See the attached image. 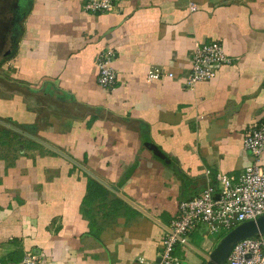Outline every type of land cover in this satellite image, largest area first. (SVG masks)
<instances>
[{"label":"crops","instance_id":"crops-1","mask_svg":"<svg viewBox=\"0 0 264 264\" xmlns=\"http://www.w3.org/2000/svg\"><path fill=\"white\" fill-rule=\"evenodd\" d=\"M1 2L0 259L156 264L180 201L253 162L243 135L264 121V0H116L100 13ZM213 40L231 63L186 86L196 43ZM107 47L113 89L98 82ZM212 236L197 228L176 254L206 264Z\"/></svg>","mask_w":264,"mask_h":264},{"label":"built area","instance_id":"built-area-1","mask_svg":"<svg viewBox=\"0 0 264 264\" xmlns=\"http://www.w3.org/2000/svg\"><path fill=\"white\" fill-rule=\"evenodd\" d=\"M115 5L116 0H84L83 10L88 13L110 12ZM191 8L194 9L195 5L191 4ZM114 56V50L107 47L96 57L98 82L105 89H113L117 83L118 74L112 65ZM231 60L219 40L196 43L192 51L191 69L185 77L186 86L193 88L200 81L212 79L217 68L231 63ZM159 76L160 71L156 68L148 71L150 79ZM243 146L251 154L253 162L240 175L234 177L219 173L200 195L180 201L177 216L166 227L162 251L156 264H189L186 257L176 254V249H186L190 232L197 228L205 229L208 235H216L264 216V164L261 163L264 121L244 133ZM45 260L44 253L29 250L20 261L0 259V264H44ZM227 263L264 264V233L235 242Z\"/></svg>","mask_w":264,"mask_h":264},{"label":"water","instance_id":"water-1","mask_svg":"<svg viewBox=\"0 0 264 264\" xmlns=\"http://www.w3.org/2000/svg\"><path fill=\"white\" fill-rule=\"evenodd\" d=\"M151 148L155 154L161 156V152L157 149V147L152 145ZM258 233H264V216L259 217L257 220L245 221L230 230L226 234V238L223 243V245L228 247V254L226 253L227 250L224 246L217 247L210 253L209 260L206 264H221L222 261L227 260L230 250L235 242L254 236Z\"/></svg>","mask_w":264,"mask_h":264},{"label":"rangeland","instance_id":"rangeland-1","mask_svg":"<svg viewBox=\"0 0 264 264\" xmlns=\"http://www.w3.org/2000/svg\"><path fill=\"white\" fill-rule=\"evenodd\" d=\"M2 1H3V0H2ZM0 3H3V2H1V0H0ZM0 7H1V6H0ZM1 11H2V10H0V13H1ZM1 21H2V20H1ZM228 232H229V231H221L220 233H218V234L212 236L213 241H214V244L212 245V250H211V248L205 250V251L207 252V259H208V260H209L210 253H211L212 251H214L217 247H220V246H224V247L226 248V250H227L226 253L228 254V249H227L228 247H227L226 245H223L224 240H225V238H226V234H227ZM225 258H226V257H225ZM207 262H208V261H207ZM221 264H228V263H227V260L222 261Z\"/></svg>","mask_w":264,"mask_h":264}]
</instances>
